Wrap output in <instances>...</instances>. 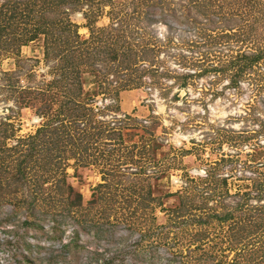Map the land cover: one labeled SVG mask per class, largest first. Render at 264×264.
I'll list each match as a JSON object with an SVG mask.
<instances>
[{"label": "rangeland", "instance_id": "obj_1", "mask_svg": "<svg viewBox=\"0 0 264 264\" xmlns=\"http://www.w3.org/2000/svg\"><path fill=\"white\" fill-rule=\"evenodd\" d=\"M20 1L28 2H18L26 15H13V32L0 31V264L14 263L10 245L23 229L27 202L42 214L41 232H51V210L62 206L51 204L54 180L62 175L82 194L79 217L132 229L105 231L67 263L50 242L51 249L35 245L34 264H100L119 254L136 264H264V210L255 209L264 204V56L234 77L245 62L239 54L264 48V0H160L165 11L195 20L181 16L171 28L148 22L145 6L158 0H136L138 7L110 1L120 9L118 20L109 18V1ZM10 2L0 0L1 13L10 14ZM43 10L42 25L53 19L52 31L16 49V38L41 24ZM51 46L68 50L69 66L56 71L61 57L51 56ZM12 69L17 76L1 78ZM62 72L63 92L74 100L67 106H92L91 132L110 128L91 138L80 133L64 149L49 133L38 136L24 178L7 185L20 156L5 146L18 140L27 147L42 121L57 106L66 108L61 94L51 104V80ZM45 83L49 96L21 91ZM23 97L31 102L19 103ZM40 108L46 113L38 114ZM108 178L116 184L105 185ZM8 208L23 214L3 221ZM69 235L66 230L62 240Z\"/></svg>", "mask_w": 264, "mask_h": 264}, {"label": "trees", "instance_id": "obj_2", "mask_svg": "<svg viewBox=\"0 0 264 264\" xmlns=\"http://www.w3.org/2000/svg\"><path fill=\"white\" fill-rule=\"evenodd\" d=\"M75 1H79V0H75ZM90 1L92 2V0H82L81 3H86V2L89 3ZM103 1L104 2L109 1V4H111V9L108 10L109 18H111L112 20L117 18L116 20H118L119 17H117V15L120 13L119 12L120 9L116 8L113 2H110L112 0H103ZM18 2H21V1L11 0L10 7H12L13 10L9 12L10 13L9 15L6 14V11L4 13L0 12V31L2 30L1 32L9 33V32L14 31L17 24L14 22L15 19L13 15H18L19 17L21 16L23 17L26 15L25 11L18 10V7H19ZM22 2H26L28 5L27 1H22ZM8 3L9 2H6L5 5H7ZM32 3H33L32 0H29V4L31 5ZM125 3L126 4L128 3L127 0H120L119 2H117V4H120V5H125ZM129 3L132 4L134 7H138V5L140 4L139 2H136V0H129ZM52 4H53V0H51V5ZM103 4L105 5L106 3H103ZM89 5H91V3H89ZM138 9L141 10V8H138ZM165 10L166 9L162 8V4H160V0L155 1V2L150 1L149 3H147L145 6V12H146L145 15L148 18V22L151 23L152 21L159 19V21H163L165 24H167L171 28L173 27V25H175V23L176 24L178 23L176 20L177 18H181V16L183 17L185 16L186 21L189 20V22L193 24L195 23V20L193 18H192L193 20L188 19L189 16L184 14V12H183L184 15L181 14L179 16V15H175V11L173 10H168V11H165ZM43 12L44 10L41 12V14H39V17H40L39 23L41 24H39V26L36 25L34 28H32L31 34L29 35L26 34L24 39L16 38L18 39V42L15 43L16 49H18L21 44H25L27 40L37 37L40 33L42 32L47 33L48 31H52L49 27L52 28L53 25H55L54 24L55 21L51 19V26H48V28L45 27V25H42L44 24V22H47L46 20L47 16ZM212 20L215 22L216 20H218V18L213 16ZM74 34L78 37V33L76 29H74ZM70 36H71V33L68 36L71 42L73 41V39H75V37L73 36L71 38ZM52 39L54 40L55 37H52ZM60 41H62V39L59 40V45H61ZM66 41L63 40V42L65 43ZM4 51H5V46L0 47V53ZM68 53H69L68 50L63 47L59 49V47L56 48L54 46H51V56H59V58L61 57L60 62H58L57 64L54 63L53 65L56 71L58 70V68H63L65 66L63 65L64 62L68 64V59H67ZM238 56L244 58L245 62L241 66L238 67L237 72L234 75V77H236L243 71V69L247 66V63L251 64L253 62H257V60L262 58L264 56V48H261L257 52H248V53L242 52ZM238 56H235V57L238 58ZM69 70L71 71L72 69H69ZM17 71H18L17 69L3 70L1 72L2 73L1 78L4 79L5 77H7L8 79L9 78L13 79L14 77L12 75L17 76L16 75ZM66 75H65V72H62V75L60 78L56 77L51 80V97L53 98L51 99V104L53 103V101H56V100L59 101L60 94H61L64 97V101L59 104L66 108H60L59 106H57V110L56 111L54 110L55 112L51 114V117L42 121L40 126L36 128L34 134L32 135L29 134L30 136H32V138H31L30 143L29 144L27 143L28 144L27 147L25 146L26 144L19 143L18 140L16 143L13 144V146H5L10 150L12 149L18 150L19 152L18 155L20 156L18 159L19 161L17 163L18 167L14 169V171L10 174L11 176L9 177V179L11 178V181L10 180L6 181L7 185L11 184V182H13L14 179L18 180V179L24 178V174L26 173L25 163H27L28 156H31L29 160H31L33 157L34 148L32 149L31 145L32 144L33 146L36 145L35 143H36L38 136H41V140H43V136L49 133L51 134V141L53 143L58 142L59 146L61 144L59 148L64 149L66 148V145H68V147L71 148L74 142V138L76 136H79L80 133H82V135L85 136L86 138H91L93 137V135L98 136V135L104 134L101 132H104V130L107 131V129L110 128L108 127V124H107L105 125V129L103 127H100L97 133L91 132V128H93L94 126L91 125L92 122L90 123V121L93 120V117H94L93 115H95L92 111V106H85L84 104H81L79 105L80 106L78 108L79 110L77 108H74V104H69L67 106V102L71 101L74 103V100L67 97L65 93L63 92V90L66 89L63 87L64 85L63 79L66 78ZM123 85L124 84H122V86ZM47 86L48 84L46 83L41 88H30V86H25L23 89L21 88V91L22 92L30 91L39 97L46 96V95L49 96L50 92ZM52 86L55 87L57 91L52 92ZM10 87H12V85ZM78 95L79 94H77V96ZM74 99L76 101H80V100H77L76 98ZM28 102H31L30 98L23 97L22 101L19 103L24 104L25 106L28 104ZM45 104L50 106L49 103H45ZM88 110H91V111H88ZM36 112L38 114L46 113L45 110H42L41 108L37 109ZM95 120H96L95 123H98V122H101V124L104 123L100 121L96 116H95ZM2 121H4V123L6 124H9V122H6V120H2ZM81 122H83L82 126H80ZM117 134L118 136L121 137L120 131ZM19 150H23V151H19ZM39 150H40V147L37 148L35 153H37V151ZM34 158L36 157L34 156ZM3 163L5 164V162H2V165H4ZM22 163H23V166H19ZM118 182H121V178L118 179ZM105 183H106L105 185H113V184H116V181L111 182V179L109 180L108 178V180ZM99 185H104V184L100 183ZM54 191L59 196H57L56 194L57 196L56 198V196L54 195L53 196L54 198L51 199V204L55 201H59V203H62V206L60 205L61 206L60 210H53L51 207L52 209L51 210V232L48 235H47V232H43V231L41 232L40 230V228H42L40 224L41 215H42L41 212L38 209L34 208L35 204H30L29 202H27L26 204L27 208H24L25 210H24L23 220L21 221L23 224L22 225L23 229L20 232L15 233L14 242L11 243L10 245V248L12 247L14 249V251L12 252V255H14L13 264H34V259L32 257L34 251H31V250L34 249L35 245L37 246L39 245V247H37V251H40L41 248L44 250L46 249L45 247L50 248L49 246H45V242H50L51 247H58L61 250L59 252V255H61L62 258L59 256L58 257L63 259L64 263H67L72 257H74L73 254L76 253L79 248H85L86 242L88 240L93 239V238L95 239L97 238V236L102 237V234H104L105 231H107V233H112L115 230V228H122V227L125 228V230L126 228L132 229L131 226L127 224L122 226V224L120 225L118 222H116L113 219H107L106 221H100L98 219H89L85 216L79 217L80 215L78 214L77 210L82 206V194L77 190L74 191V186L70 182L66 181L63 175L62 177L56 178L54 180ZM64 193H67V196H63ZM260 193L261 191L258 188L257 192H255V196H257V199L258 198L261 199ZM52 195L53 194H51V196ZM263 205H264L263 203L258 204L255 206V209L259 210V208H261V210H259L260 212L264 210V207H262ZM5 210H7L8 212L6 213L3 221H5L6 219L9 221H15L17 219V217H15L17 214V211L22 212L23 214V211H20L19 208H16V209L8 208ZM220 218L225 219V216L223 217L221 216ZM259 218L263 219L264 216L259 215ZM17 225L18 224H16L15 226ZM66 230H69L70 235L67 240L63 241L61 236L62 234L65 233ZM82 233L89 234L88 236H90L91 238L88 237L87 239H84L82 237ZM41 237H43L44 245L40 242L41 240L39 238ZM237 241L239 242V239H237ZM53 255L54 254L50 252L48 256H53ZM119 255H120V258L118 260H116V257L111 255L107 259H103L100 264H136L135 260L132 261V263H129L126 261L123 255L121 254Z\"/></svg>", "mask_w": 264, "mask_h": 264}]
</instances>
